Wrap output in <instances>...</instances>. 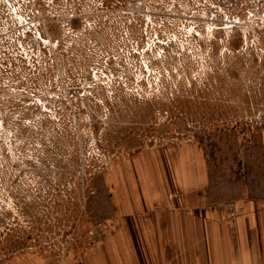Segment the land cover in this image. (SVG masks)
Segmentation results:
<instances>
[{
	"label": "rangeland",
	"instance_id": "374dc122",
	"mask_svg": "<svg viewBox=\"0 0 264 264\" xmlns=\"http://www.w3.org/2000/svg\"><path fill=\"white\" fill-rule=\"evenodd\" d=\"M180 146L264 194V0H0V264L90 246L118 165Z\"/></svg>",
	"mask_w": 264,
	"mask_h": 264
},
{
	"label": "crops",
	"instance_id": "0c3cea01",
	"mask_svg": "<svg viewBox=\"0 0 264 264\" xmlns=\"http://www.w3.org/2000/svg\"><path fill=\"white\" fill-rule=\"evenodd\" d=\"M110 178L111 214L90 246L12 264H264V194L217 198L200 155L152 149Z\"/></svg>",
	"mask_w": 264,
	"mask_h": 264
},
{
	"label": "trees",
	"instance_id": "16d2710c",
	"mask_svg": "<svg viewBox=\"0 0 264 264\" xmlns=\"http://www.w3.org/2000/svg\"><path fill=\"white\" fill-rule=\"evenodd\" d=\"M209 167V166H208ZM213 181V180H212ZM214 182V181H213ZM214 184H215V182H214ZM212 191H214L213 193H214V195L217 197V198H223L224 197V195L222 196V195H219L218 194V191L216 190V184L215 185H213V189H212ZM233 197V196H232Z\"/></svg>",
	"mask_w": 264,
	"mask_h": 264
}]
</instances>
